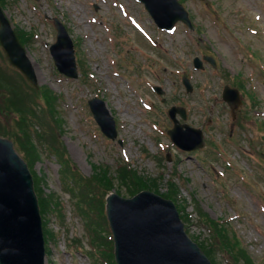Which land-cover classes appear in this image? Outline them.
<instances>
[{
	"label": "rangeland",
	"instance_id": "rangeland-1",
	"mask_svg": "<svg viewBox=\"0 0 264 264\" xmlns=\"http://www.w3.org/2000/svg\"><path fill=\"white\" fill-rule=\"evenodd\" d=\"M179 1L189 13L193 31L182 24L167 32L157 29L136 0H4L2 10L12 27L32 35L25 51L38 88L58 97L53 117L40 100L27 106L41 117L31 119L30 130L49 139L59 132L54 121H60L59 141L75 171L63 175L56 153L39 144L38 159L30 166L16 135L15 114L5 110L0 97V137L12 141L30 172L42 179V192L61 202L63 217L51 213L45 218L54 235L48 241L46 264H104L89 244L86 223L78 213L79 191L68 187H79L75 180L89 178L94 169H108L116 176L117 168L126 164L137 175L157 180L151 192L158 195L165 196L169 178L175 181L179 193L174 202L191 216L185 223L189 236L213 242L200 222L196 211L200 207L235 233L253 263L264 264V128L259 127L264 120V0ZM54 17L74 43L76 80L59 74L50 57L56 39ZM203 55L212 56L218 67L204 62L201 70L194 69L193 58ZM4 56L0 46L2 72L15 77L22 90L26 88L24 94L34 99L33 87ZM227 73L249 78L246 89L259 102L253 108L243 95L245 105L234 119L221 99L224 85H231ZM183 77L190 80L191 93L182 85ZM153 86L164 94L154 93ZM94 97L105 102L116 122L113 141L92 117L88 101ZM14 101L21 104L22 97ZM172 106H183L184 122L203 131L204 148L186 152L171 143L166 132L173 126L167 115ZM112 190L130 197L127 187L118 183ZM81 206L89 212L84 202ZM102 236L109 239L108 233ZM221 250L213 254L215 263L232 264L230 255Z\"/></svg>",
	"mask_w": 264,
	"mask_h": 264
},
{
	"label": "water",
	"instance_id": "water-1",
	"mask_svg": "<svg viewBox=\"0 0 264 264\" xmlns=\"http://www.w3.org/2000/svg\"><path fill=\"white\" fill-rule=\"evenodd\" d=\"M161 29L169 30L176 22L192 28L188 13L177 0H139ZM56 43L50 54L58 71L76 79L77 68L72 41L63 25L54 19ZM0 43L10 63L36 85L34 71L11 25L0 8ZM206 60L213 62L211 58ZM196 69L201 61L194 59ZM187 91L190 83L183 79ZM158 94L162 90L154 88ZM223 100L231 110L240 104L238 92L226 86ZM95 120L111 139L116 137L114 121L104 103L98 99L89 102ZM184 111L173 107L169 116L174 128L168 131L172 142L183 150L202 148L200 130L180 125L175 115ZM183 128L186 130L183 131ZM106 214L114 241L116 264H211L201 249L184 232L174 204L148 191L124 199L115 193L106 198ZM0 264H45L44 239L37 198L32 177L13 144L0 138Z\"/></svg>",
	"mask_w": 264,
	"mask_h": 264
},
{
	"label": "trees",
	"instance_id": "trees-1",
	"mask_svg": "<svg viewBox=\"0 0 264 264\" xmlns=\"http://www.w3.org/2000/svg\"><path fill=\"white\" fill-rule=\"evenodd\" d=\"M4 0H0L1 5H3ZM19 39L23 45H26L30 39L31 34H27L23 31H17ZM0 76L3 77V80L0 81V97L3 101L4 108L6 111L15 114V124L17 128V137L19 138V144L24 149L26 157L29 159L27 162L30 166L33 165L35 160L38 159L39 154V144L41 147L46 146L56 153L60 164L63 168L61 171L63 175H68L71 171V168L67 164L68 160L65 157V152L62 146L59 144V141L56 138V135L50 136L48 139L47 136L39 134L35 131V135L30 130L31 119L38 118L37 112L35 110H29L28 105L33 101L32 98H29L24 94L23 91L18 85L9 82L12 80L7 76L2 70H0ZM43 101L46 104L47 111L54 115L53 102L56 100L48 91H41ZM22 97V103L15 102L14 98ZM58 148V149H57ZM34 161V162H33ZM107 170V171H106ZM34 181V190L38 197L39 209L42 217H45L51 213L56 214L58 217L62 218V207L58 199L54 195H45L42 192L40 183L42 179L38 178L36 174L33 173ZM157 180H147L135 173L133 169L128 166H121L116 171V176H113L108 169L95 171L90 178L75 180V183L79 186L76 187V191H79V206L78 213L85 221V231L90 240V245L94 250L107 249V252L100 251L104 260L107 264H115L112 257V250L110 248V241L106 237L102 236L103 232H107V225L104 217V196L107 192L112 189L114 183H118L122 186L127 187L129 196H133L143 189H154L156 188ZM91 186V187H89ZM179 191L176 186V183L173 179L168 180L167 190L162 195L165 198H170L175 200V197L178 195ZM89 208V212L81 206L83 203ZM179 211L182 212V219L187 222L189 220L188 215L183 213L184 207L180 206ZM200 218L203 220V223L209 228L210 235L213 242L209 240L199 241V246L202 248L204 253L211 259L213 264L215 260L213 259L214 252L222 248L223 253L230 255L232 259V264H254L249 254L241 246L235 233L228 231L227 227L220 225L216 220L208 218V216L203 213L200 209H196ZM95 218H92V216ZM93 216V217H94ZM97 219V220H96ZM44 235L46 236L47 243L49 240L54 239L53 233L47 228V222L43 223ZM198 241L197 238L192 237Z\"/></svg>",
	"mask_w": 264,
	"mask_h": 264
}]
</instances>
